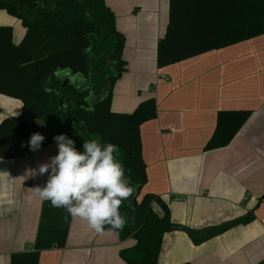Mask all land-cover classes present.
I'll list each match as a JSON object with an SVG mask.
<instances>
[{"label": "crops", "instance_id": "1", "mask_svg": "<svg viewBox=\"0 0 264 264\" xmlns=\"http://www.w3.org/2000/svg\"><path fill=\"white\" fill-rule=\"evenodd\" d=\"M103 1L125 38L126 70L113 86L111 110L131 112L150 97L156 104V117L139 126L147 177L141 194H157L171 221L201 234L252 214L249 221L199 243L182 230L165 232L158 263L260 262L264 259V199L259 200L264 194V34L159 67L156 50L168 22V0ZM0 25L11 26L14 43L26 33L21 20L4 10ZM53 77L62 85L79 80L69 68L54 70ZM39 86V79L22 67H0V121L21 112L16 94L38 93ZM238 109L250 114L231 141L205 150L217 111ZM57 151L52 141L27 156L0 158V264H9L12 253L32 250L42 203L32 189L46 184L48 175H40L38 167ZM169 238L174 242L168 255ZM133 244L132 238L120 240L110 229L97 234L86 221L72 217L65 246L41 251L38 264H127L119 251Z\"/></svg>", "mask_w": 264, "mask_h": 264}, {"label": "trees", "instance_id": "2", "mask_svg": "<svg viewBox=\"0 0 264 264\" xmlns=\"http://www.w3.org/2000/svg\"><path fill=\"white\" fill-rule=\"evenodd\" d=\"M0 10L19 18L26 28L22 40L14 43L11 26L0 25V67H22L40 85L38 93L16 94L22 101L21 112L0 121V158L31 154L27 142L33 133L45 136L41 146L60 134L73 139L78 149L88 138L118 145L119 158L134 186L132 197L120 209L125 227L113 230L120 240H134L132 246L119 251L123 261L159 264L165 232L182 230L193 243H199L252 218L247 213L201 234V230L171 221L157 194H141L147 177L139 126L156 117V104L150 97L131 112L111 110L113 86L126 70L125 38L116 30L114 14L103 0H0ZM261 34L264 0H168V22L157 43L156 63L170 65ZM58 68H69L78 82L62 85L53 77ZM89 107L93 110L87 111ZM249 114L246 109L217 111L213 134L204 149L226 146ZM71 218L65 209L42 201L32 250L12 253L9 264H38L41 251L63 248ZM105 229L112 230L107 225ZM256 264H264V259Z\"/></svg>", "mask_w": 264, "mask_h": 264}, {"label": "clouds", "instance_id": "3", "mask_svg": "<svg viewBox=\"0 0 264 264\" xmlns=\"http://www.w3.org/2000/svg\"><path fill=\"white\" fill-rule=\"evenodd\" d=\"M53 139L57 154L38 167L40 175L47 173V182L32 189L33 193L41 201L65 209L71 217L86 221L97 234H103L106 225L112 230H123L126 220L120 209L132 197L134 186L119 158V146L88 138L78 149L65 134ZM44 140L42 134L33 133L27 142L29 149L39 150Z\"/></svg>", "mask_w": 264, "mask_h": 264}, {"label": "rangeland", "instance_id": "4", "mask_svg": "<svg viewBox=\"0 0 264 264\" xmlns=\"http://www.w3.org/2000/svg\"><path fill=\"white\" fill-rule=\"evenodd\" d=\"M5 11V10H4ZM12 16V15H11ZM14 18H16L15 16H14ZM43 123H45L46 121L45 120H43L42 121ZM163 238V237H162ZM173 242H174V239H171V238H169V239H167L166 240V249H167V253H168V255L171 253V246H172V244H173Z\"/></svg>", "mask_w": 264, "mask_h": 264}, {"label": "water", "instance_id": "5", "mask_svg": "<svg viewBox=\"0 0 264 264\" xmlns=\"http://www.w3.org/2000/svg\"><path fill=\"white\" fill-rule=\"evenodd\" d=\"M72 79H73V77H72Z\"/></svg>", "mask_w": 264, "mask_h": 264}]
</instances>
